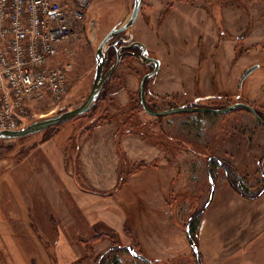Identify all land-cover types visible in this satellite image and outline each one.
Masks as SVG:
<instances>
[{"label":"rangeland","instance_id":"rangeland-1","mask_svg":"<svg viewBox=\"0 0 264 264\" xmlns=\"http://www.w3.org/2000/svg\"><path fill=\"white\" fill-rule=\"evenodd\" d=\"M132 4L133 0H92L83 25L66 44L67 51L60 53L59 64L67 69L65 92L28 102L17 124L72 107L87 96L96 48ZM118 36L142 42L148 55L159 60L157 73L145 83V99L152 109L195 106L189 103L220 108L235 99L264 105V0H143L132 27ZM139 60L132 54L121 57L110 75L107 95L91 112L12 141L13 147L0 157L1 178L39 143L62 142L63 174L78 180L82 190L98 193L101 205L114 206V225L96 218L92 235L80 239V247L74 246L80 250L77 257L67 264H95L112 243L135 244L156 264H196L185 228L193 209L210 196L206 156L228 161L250 192L263 184L257 160L264 150V126L244 107L222 113H147L139 86L152 65ZM211 171L214 188L198 221V243L207 213L225 203H242L223 168L213 164ZM245 203L250 205L245 208L247 220L234 219L238 211H227L228 228L221 229L219 241L237 244L241 256L235 264L262 263L256 256L264 251V192ZM34 228L48 264H57L53 245ZM0 245V256L9 254L7 244ZM1 261L8 264L5 258ZM28 264L42 261L30 258ZM104 264L145 263L122 250Z\"/></svg>","mask_w":264,"mask_h":264},{"label":"crops","instance_id":"crops-1","mask_svg":"<svg viewBox=\"0 0 264 264\" xmlns=\"http://www.w3.org/2000/svg\"><path fill=\"white\" fill-rule=\"evenodd\" d=\"M61 160L62 142L47 140L13 164L9 174L0 178V229L12 228L0 232V244H7L9 251L0 256V261L5 258L8 264H28L33 258L48 264V254L37 237L36 226L37 232L53 245L57 264H67L68 260L77 257L79 248L74 246L80 247V239L92 235L96 218L114 225V206L101 205L98 193L82 190L72 176H65ZM236 196L242 203L247 200ZM242 203H239L241 209H235L239 204L225 203L205 215L199 232L203 264H235L233 260L240 258L237 244L234 247L227 239L219 241V237L221 229L228 228L225 223L227 211H238L239 217L234 219L247 220L245 208L250 205ZM4 251L7 253L6 249ZM260 258L262 263L255 264H264V251L256 256V259Z\"/></svg>","mask_w":264,"mask_h":264},{"label":"built area","instance_id":"built-area-1","mask_svg":"<svg viewBox=\"0 0 264 264\" xmlns=\"http://www.w3.org/2000/svg\"><path fill=\"white\" fill-rule=\"evenodd\" d=\"M92 0H0V130L20 127L28 102L65 92L61 52Z\"/></svg>","mask_w":264,"mask_h":264},{"label":"water","instance_id":"water-1","mask_svg":"<svg viewBox=\"0 0 264 264\" xmlns=\"http://www.w3.org/2000/svg\"><path fill=\"white\" fill-rule=\"evenodd\" d=\"M142 1L143 0H133L132 8L129 14L122 21H120L115 26H113L106 33V35L102 38V40L99 42L96 48V51H95V57H94L95 58V71H94V75L92 79L91 88L87 96L82 101L73 105L72 107L61 109L53 113H49V114L37 117L35 119H32L27 124L22 125L20 127H17L14 129L0 130V141H4V142L5 141H10V142L17 141L18 139L36 134L53 125L68 121L76 116H79L91 110L97 102L102 86L107 81V79L110 77L113 70L117 67V65L119 64L121 60V57L124 54V52L120 51L121 47L117 48L116 49L117 55H116L115 61L112 63V65L107 70H104L105 52H106L108 43L110 42L112 38H114V36L132 27L139 13L140 7L142 5ZM126 42H128L126 44L128 48L136 47L140 49V55H139L140 60L141 58H144V60H146L147 62L154 63L153 70L142 76L140 80V86H139L140 103L143 109L147 113L151 115H155V116L166 115V114H170L173 112H180V111H186V112L202 111V112L222 113V112H227L231 110L232 108L241 106V107H245L246 109H248L254 116L258 118V120L264 126V121L256 114L255 109L251 105L247 103H243V102H236V103H233L231 105H228L222 108H210V107H205V106H200V105H195V106L181 105V106L171 107L169 109H164V110H155V109L150 108L145 99V83L150 77L154 76L157 73L158 67H159V60L154 57H150L148 55L147 48L142 42L132 41L130 38L127 39ZM255 67H257V65L249 68L244 73L242 79L245 78L248 75V73H250ZM208 177L211 182V191H210V196H208L209 198L205 202V206H208L210 204L211 199H212V193H213L212 190L214 188L212 180H211V174L208 173ZM185 230H186V233H188V224ZM194 251L196 253L197 261L200 264L201 261L198 255V248L195 247ZM133 255L134 257L140 260H143L148 264H153L148 257L143 255L142 253H139L138 251H133Z\"/></svg>","mask_w":264,"mask_h":264},{"label":"trees","instance_id":"trees-1","mask_svg":"<svg viewBox=\"0 0 264 264\" xmlns=\"http://www.w3.org/2000/svg\"><path fill=\"white\" fill-rule=\"evenodd\" d=\"M116 49L113 47V46H110L106 52V55H105V60H104V69L106 70L109 65H110V61L111 59L116 55ZM131 53L129 52H126L123 54L122 57L126 56V55H130ZM109 79L110 77L107 79V81L104 83V85L102 86V89L100 91V94H99V97L97 99V102L95 104V106L101 101L104 99V97L107 95L106 93V90H107V86H108V83H109ZM188 105H196L194 103H189ZM149 106V104H148ZM93 110V108L91 109V111ZM89 111V112H91ZM261 117L264 119V115L263 114H260ZM62 123V122H61ZM60 124V123H59ZM90 123H88L86 125V127H83V128H87V126L89 125ZM52 128V127H50ZM48 130V129H46ZM53 134V133H52ZM52 134H49L48 136H46L45 138H48L50 137ZM22 139V138H21ZM20 140V139H18ZM14 144H12L11 142L9 143H5L4 141H0V157L6 153L9 149H11L13 147ZM207 158V165H208V169H209V173L212 175V171H211V167L213 164H216V165H220L222 168H223V171L225 173V176L228 180V182L230 183V185L232 186V188L241 196L247 198V199H256L258 197H260L263 192H264V150L263 152L261 153L260 157L258 158L257 160V164H258V167L261 171V174L263 176V184L258 187L257 191L255 192H250L246 187L245 185L241 182V180L237 177L236 175V171L234 169V167L228 163V161L226 160H222L218 157H215V156H211V154L208 156H206ZM78 186H80L81 188L83 186L80 185V183L78 182V180H76ZM208 206H205V203L199 207V208H196V209H193V211L190 213V215L188 216L187 218V223H186V226L188 224V233H187V238H188V242L191 246V249H192V252H193V255H194V260H195V263L196 264H199L198 261H197V258H196V253L194 251V248L197 247L198 248V255L200 257V261L201 263L200 264H203L202 263V258H201V254H200V251H199V243H198V227H199V218L202 217L204 211L206 210ZM93 238H96V236H94ZM122 250H125L127 252H129L130 255L134 256L133 255V251H138L139 253H142L140 250L137 249V247L135 246V244H120V243H112L109 248L104 251L102 254L99 255V257L97 258L96 260V263L95 264H104L105 261L114 256L115 253L117 252H120ZM143 254V253H142ZM144 255V254H143ZM151 262L153 264H156V260L150 258ZM145 264H148L146 263L145 261H143Z\"/></svg>","mask_w":264,"mask_h":264},{"label":"flooded vegetation","instance_id":"flooded-vegetation-1","mask_svg":"<svg viewBox=\"0 0 264 264\" xmlns=\"http://www.w3.org/2000/svg\"><path fill=\"white\" fill-rule=\"evenodd\" d=\"M119 34H117L116 36H114V38H112V40L109 42V44H108V46H107V48H109L110 46H113L115 49H117V48H119V47H121L120 48V51H122V52H129V53H131L132 55H134V56H139L140 55V51H138V48H128L127 46H126V44L128 43V42H126V39L125 38H122V37H119L118 36ZM138 51V52H137ZM140 62H142V63H144V64H147V65H152V70H153V68H154V63L153 62H147L146 60H144V58H141V60H139ZM112 65V64H111ZM111 65H109V67L111 66ZM108 67V68H109ZM107 68V69H108ZM106 69V70H107ZM105 70V69H104ZM236 102H243V103H247V104H249V105H251L254 109H255V112H256V114L264 121V119L261 117V115L260 114H263L264 115V105H257V104H255V103H251V102H244V101H241V100H239V99H235V102L234 103H236ZM233 104V103H232ZM205 105V107H209L210 105L208 104V105H206V104H204ZM226 107V106H225ZM238 107H241V106H238ZM210 108H216V107H211L210 106ZM220 108H222V107H220ZM245 108V107H244ZM246 109V108H245ZM246 110H248V109H246ZM249 111V110H248ZM250 112V111H249ZM251 113V112H250ZM252 114V113H251ZM253 115V114H252ZM254 116V115H253ZM257 120H258V118L256 117V116H254ZM259 121V120H258ZM260 122V121H259ZM261 123V122H260ZM262 124V123H261Z\"/></svg>","mask_w":264,"mask_h":264}]
</instances>
